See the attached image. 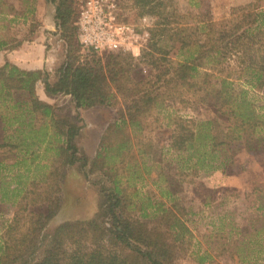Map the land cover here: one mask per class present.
I'll return each mask as SVG.
<instances>
[{
	"label": "trees",
	"instance_id": "trees-1",
	"mask_svg": "<svg viewBox=\"0 0 264 264\" xmlns=\"http://www.w3.org/2000/svg\"><path fill=\"white\" fill-rule=\"evenodd\" d=\"M49 1L55 4V24L66 42L65 60L53 80L45 70H26L9 62L0 66V118L22 124L43 120L40 127L51 124L61 165L43 181H34L39 192L29 204L37 209L20 236L14 233L16 220L8 224L0 264H178L196 251L184 187L203 185L201 177L213 171L229 175L242 150L264 149V97L260 104L254 97L264 88V0L234 5L222 18L204 13L193 21L175 10L174 0H132L142 9L156 6L166 11L138 57L123 50L106 57L83 51L77 37L78 0ZM203 1L190 0L194 6ZM42 79L47 94H70L78 108L114 105L117 96L123 101L92 158L77 143L81 125L38 97L36 84ZM190 107L209 114L170 113ZM168 109L166 128L174 129L159 156L172 167L166 171L157 163L159 180L166 184L158 183L162 197L156 200L139 189L129 190L119 164L126 168L132 150L127 125L145 130L151 117ZM145 140L141 151L153 152L152 138ZM77 163L86 175L101 173V198L91 216L52 224L62 209L64 192L59 184L50 186V178H64V168ZM188 175L195 179L187 181ZM224 189L226 195L240 193L234 187ZM253 190H258V203L246 218L243 233L248 236L220 247L234 242L243 262L259 264L264 261V188ZM228 223L231 233L241 225L234 217ZM50 225L54 228L47 233ZM202 248L195 252L197 262L212 263L210 247Z\"/></svg>",
	"mask_w": 264,
	"mask_h": 264
},
{
	"label": "rangeland",
	"instance_id": "rangeland-1",
	"mask_svg": "<svg viewBox=\"0 0 264 264\" xmlns=\"http://www.w3.org/2000/svg\"><path fill=\"white\" fill-rule=\"evenodd\" d=\"M2 1L3 5H1L0 11L7 13V15L2 14V12L0 14V41H7L8 45L6 48L10 49L19 42V39L34 37L39 32L42 41L47 44L48 53L52 55V58H55L53 70L48 71L51 80H53L56 70L65 60L66 42L61 35L60 29L56 27V24L53 25L50 6L47 11L49 13L48 17L44 18V23L48 27L52 26V30L46 28L47 26L42 23V18H37V15L33 16V19L29 22L31 24L20 25L14 16L21 13L26 4L21 0ZM248 1L250 0H205L200 5L194 6L190 0H174L173 5L177 12L187 14L189 21H193L198 19L197 15H204V13H208L211 18H222L229 13L232 6L244 4ZM85 2L86 0H78L76 4L78 12H80ZM117 2L121 20L135 27L140 36L138 40L139 48L129 50L135 57H138L141 55L142 49L146 47L154 26L164 22L166 11L156 6L142 9L134 5L132 0H117ZM53 5L55 7L54 3ZM44 11L46 13L45 9ZM11 13L13 14L12 16H10ZM109 53L112 52L105 51L100 55L106 57ZM44 70L47 71L46 69ZM41 87L42 89L45 88L43 82ZM255 94V100L260 104L262 102L261 97H264V88L259 94ZM48 95L55 97L52 101L61 115H68L81 125V133L77 137L81 152L90 158L95 156L108 125L113 123L120 115V109L123 107L121 98L117 96L115 98L117 100L113 101L115 102L114 105L78 108L70 94ZM169 111L170 109L163 112L160 116L151 117L145 130H139L127 125V133L130 136L129 144L132 150L130 151L131 154L126 158V168L119 164L122 182L129 187V190L139 189L141 193H148L156 200L162 197L160 188H158L159 184H166L162 179L159 180L157 163L160 161L166 171H169L172 167L165 159L164 161L159 156L160 148L168 143L170 131L174 129L173 126L166 128L169 119L165 116V113ZM170 113L172 117L175 115L206 117L209 114L208 110L206 111L201 107L181 108L173 112L170 111ZM42 121H39L40 125L43 123ZM0 127L2 126L0 125ZM54 131L55 129L51 124H46L39 136L42 138L43 134L46 133L45 136L47 135L48 137L51 133L54 134ZM144 137L146 139L152 138V142L156 146L153 152L143 154L141 151V148L144 149L146 146ZM54 143L53 145H47V147L43 146L37 158L32 156L28 161L21 163L20 179L22 185L19 188H22V192L17 196L21 198L18 201H13V198L0 201V244L3 243V239L7 234L8 224L14 222V220L17 223L14 231L17 236H20L28 227L31 217L30 213L37 209L36 205L29 204L30 199L34 198V194L38 190V183L32 182L33 178H37L40 173L46 170L51 171L61 165V158H59L57 150L48 148V146H57L55 141ZM15 158H21V154L16 155ZM236 159L238 164L236 163L237 165L232 169L233 172L229 175L218 170L203 175L201 177L203 185L197 184V186H194L190 184L188 186V183H185L187 187H184L185 193H183V196L187 204L191 203L192 212L188 214L187 221L195 235L194 249L198 251L199 247H203L202 249L210 247L214 257L212 263L205 264H255L254 262H243L238 254L235 253L234 245L243 236H248L243 233L247 222L246 218L252 213L253 204L257 205L258 203L256 199L258 190L253 189L258 187V185L264 188V149L242 150V152L238 153ZM238 165H242V167H238ZM61 169L58 170L61 172ZM64 171V178L56 175L55 178L51 177L49 182V185H53V187L59 184L64 192L62 209L52 224H56L55 221H61L68 217H85L84 215L87 214L91 216L92 214L89 213H94L96 204L98 205V201L101 198L99 193L102 182L100 180V172L86 175L78 163L66 166ZM173 172L169 173V175L173 174ZM6 173L9 175L10 171L7 170ZM193 177L195 179V176L188 175L187 181H190ZM228 186L239 190V195H226L224 188ZM32 190H35V192L32 193ZM165 200L167 201L166 198ZM205 201H209V204H205ZM232 217L240 220L241 225L238 229H233L231 233L230 230L232 228L228 225V222L232 220ZM222 224L224 226L220 231ZM53 228L54 225H50L47 228V233ZM233 240L237 241L233 242L229 248L227 246L223 250L221 249L222 243L226 241L232 242ZM195 252H188L178 261V264H200L196 260ZM259 264H264V261L259 262Z\"/></svg>",
	"mask_w": 264,
	"mask_h": 264
},
{
	"label": "crops",
	"instance_id": "crops-1",
	"mask_svg": "<svg viewBox=\"0 0 264 264\" xmlns=\"http://www.w3.org/2000/svg\"><path fill=\"white\" fill-rule=\"evenodd\" d=\"M21 1L25 3L26 6L21 13L14 16L20 25H26L33 19V16L36 15L37 18H42L43 25H46L44 23V18L48 17L49 13L47 11L49 6L53 25L55 24V7L51 1ZM28 4L30 5L28 6ZM1 5H3L2 0H0V7ZM44 9L46 10V13ZM1 12L2 11H0V14ZM2 14L7 15V13L3 12ZM12 15L13 14L11 13L10 16ZM46 28H49L50 30L53 29L52 26H47ZM39 36L40 34L38 32L34 37L19 39V42L10 49L6 48L8 45L7 41H0V66L9 62L26 70H53L55 58H52V55L48 53L47 44H45L44 41H42V37L40 36L39 38ZM44 79L37 82L36 93L41 100L53 104L52 99L55 97L48 95L45 88L42 89L41 87V83H44ZM39 121L40 120L38 119H35L34 121L32 119H28V122L22 124L8 122L6 119L4 120L0 118V125L2 126L0 127V144H2L0 145V201L7 200L8 198H13V201H18L19 198H21L17 197L22 192V188H19L20 185H22L20 179L21 163L28 161L32 158V156H36L37 158L43 146L47 147V145H53L54 143V140L51 137L52 133L48 137L47 135L45 136L46 133L43 134L42 138L39 136L43 127H45L46 124L48 125L47 122L40 127ZM48 148H54L56 150V146H48ZM18 154H21V158L16 159L15 156ZM8 158L13 159L9 160ZM7 170L10 171L9 175L6 173ZM48 173L49 170L40 173L37 178H33L32 182H40V180L43 181V178H45Z\"/></svg>",
	"mask_w": 264,
	"mask_h": 264
},
{
	"label": "built area",
	"instance_id": "built-area-1",
	"mask_svg": "<svg viewBox=\"0 0 264 264\" xmlns=\"http://www.w3.org/2000/svg\"><path fill=\"white\" fill-rule=\"evenodd\" d=\"M117 0H86L79 12L78 41L83 51H129L139 48L135 27L121 20Z\"/></svg>",
	"mask_w": 264,
	"mask_h": 264
}]
</instances>
